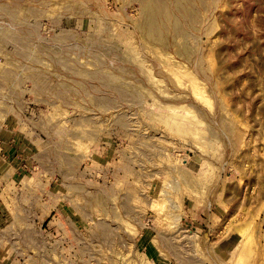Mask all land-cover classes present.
Returning <instances> with one entry per match:
<instances>
[{"label": "rangeland", "instance_id": "374dc122", "mask_svg": "<svg viewBox=\"0 0 264 264\" xmlns=\"http://www.w3.org/2000/svg\"><path fill=\"white\" fill-rule=\"evenodd\" d=\"M0 264H264V0H0Z\"/></svg>", "mask_w": 264, "mask_h": 264}]
</instances>
